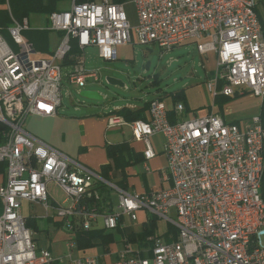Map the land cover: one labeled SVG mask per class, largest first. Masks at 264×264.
<instances>
[{
    "label": "built area",
    "instance_id": "built-area-1",
    "mask_svg": "<svg viewBox=\"0 0 264 264\" xmlns=\"http://www.w3.org/2000/svg\"><path fill=\"white\" fill-rule=\"evenodd\" d=\"M133 1L136 25L129 21L125 2L114 0H71L69 10L50 13L49 29L61 38L50 55L36 50L27 38L28 17L13 18L8 38L0 33V124L4 127L0 164L6 170L0 185V264L56 262L50 248L36 244L22 214L24 200L42 205L47 216L53 210L50 217L69 226L74 235L91 230L100 219L106 230H115L121 217L135 223L144 211L178 230L171 242L160 235L149 237L152 245L145 249L123 240L114 261L98 255L71 256L72 264H264L260 113L241 126L214 112L186 118L185 105L178 102L174 108L178 120L173 123L165 99L157 97L150 100L148 119L130 122L111 114L108 127L129 126L133 139L145 145V161L157 155L152 138L164 137L168 165L162 176L171 186L145 194L118 188L24 127L29 116L58 115L64 68H68L67 80L75 86L84 88L89 79L97 81L100 72L86 68L82 51L97 47L99 56L111 61L118 48L132 44L135 37L141 44L166 49L196 42L201 54L217 55L216 72L208 83L214 97L250 93L264 100V45L258 29V22H264V0ZM252 5L262 6L263 21L254 20ZM74 42L79 53L65 66ZM52 182L67 194L69 205L51 197ZM107 183L117 191L118 205H111V212L109 202L103 205L104 211L95 206L89 209L86 198L101 200L98 186Z\"/></svg>",
    "mask_w": 264,
    "mask_h": 264
},
{
    "label": "rangeland",
    "instance_id": "rangeland-1",
    "mask_svg": "<svg viewBox=\"0 0 264 264\" xmlns=\"http://www.w3.org/2000/svg\"><path fill=\"white\" fill-rule=\"evenodd\" d=\"M71 0H63L58 4V10H69ZM125 10L129 21L132 25L137 24V8L133 0L125 1ZM31 29H48L49 30V50L55 51L60 43V35L58 32L49 29V14L33 13L29 16ZM0 33L4 34L3 32ZM82 58H85L86 68L89 70H97L100 72V81L89 79L86 86H75L70 83L65 74L68 68H64V79L62 81V106L59 108L58 117L60 119L52 120L41 118L39 116H29L24 127L34 136L39 139L52 142L51 136L57 133L66 134V140L63 144L56 146L67 153L71 158L74 157L77 143L76 132V117H94L98 115L105 116L113 109L120 107L121 109L131 106H143L145 102L157 98L160 95L164 96L168 101L172 100V94L180 93L185 95L187 107L191 110L202 111L213 105L214 96L208 89V80L206 76L205 66L202 63V57L197 48V43L178 45L171 49L160 47L158 44H141L137 37L134 38L132 44L118 48L117 57L111 61H105L99 56L97 47H87L81 52ZM150 62L149 70L146 69V64ZM208 65V64H207ZM210 66L208 67L209 70ZM114 78L123 85H112L107 81V78ZM82 90L96 91L102 99H90L81 95ZM236 97V96H235ZM232 97L229 107V115L238 120L241 126H246L253 121V117L260 113L258 105L260 98L251 94ZM166 101V100H165ZM264 102V100H262ZM228 112V113H229ZM230 117V116H229ZM97 120L96 124L102 126V137L105 139L104 131L106 128L105 120L101 123ZM107 121V120H106ZM131 122V121H130ZM80 132V127L78 128ZM153 139L156 149H161V141L164 137L161 134L156 135ZM108 139H113L111 133L108 134ZM139 170H144L143 165H140ZM152 179V178H151ZM150 180V178H149ZM113 181V178L110 179ZM110 190V196L114 207L118 205L117 191L106 184ZM51 197L63 205H69L71 200L65 201L68 198L67 194L56 183L49 184ZM54 201L50 199V203ZM2 204L0 203V214L2 212ZM139 213L140 220L146 217L149 222L155 217L151 212ZM22 214L31 222V231L33 238L39 248H50L53 257L56 260L55 264H72L73 258L86 257L90 255L103 256L105 260L114 261L117 258L114 248H122L123 240L127 243H133L137 249L148 248L147 245H142L141 240L132 241L127 235L133 232L137 235L144 234L142 231L126 230V226L122 223L121 232L116 230L106 231V233H114V244L112 251H107L99 239L95 240L96 245L93 248L79 250L75 247L74 233L70 231L69 226L53 219V210L49 216L45 208L40 204H33L27 200L22 202ZM157 232L161 235L166 232L169 223L164 219L156 216ZM100 223V224H99ZM129 220L126 224H130ZM99 224V225H98ZM93 228H100L103 224L99 221ZM125 233V234H124ZM72 247H69L72 245ZM111 244V245H112ZM110 245V246H111ZM109 246V247H110ZM103 261V258L101 259Z\"/></svg>",
    "mask_w": 264,
    "mask_h": 264
},
{
    "label": "trees",
    "instance_id": "trees-1",
    "mask_svg": "<svg viewBox=\"0 0 264 264\" xmlns=\"http://www.w3.org/2000/svg\"><path fill=\"white\" fill-rule=\"evenodd\" d=\"M63 0H9V8L7 6L6 0H0V30L3 32L5 37L8 38L7 28L12 24L13 18L19 21H22L25 17H28L33 13H47L50 14L56 10H58V4ZM78 2H87V1H95V0H77ZM115 2H125L127 0H114ZM259 13H261V17H263V11L261 7L258 8ZM263 21V19H262ZM264 25V22H262ZM27 38L34 44L36 50L42 52V53H48L52 54L53 51L49 50V30L48 29H31L26 32ZM79 53L78 48L74 46L72 48V51L69 53V55L65 58L64 65L69 66L72 64V60H70L72 55H76ZM222 84L219 85V89H221ZM158 98L165 99L164 96L160 95ZM185 95L176 93L175 95L172 94V102L174 104L178 102H182L186 107L187 103L185 102ZM232 98L227 97L224 95H217L215 96V104L222 106L223 104L230 101ZM149 103L145 102L144 105L137 109V110H131L130 108H123L121 111H116L114 113H118L119 115L124 116L128 121H133L136 119H147L145 112L149 108ZM260 115L262 118L263 126H264V102L261 107ZM169 117L171 121L174 123L178 120L177 113L175 110H171L169 112ZM3 125L0 124V143L3 141L1 133L3 131ZM107 154L109 158V162L103 166V169L101 171V175L110 182V179L112 178L110 175L111 172H119L121 175V178L116 184L121 187L122 189H127V173L126 168L136 164V159L133 158L132 149L127 143H120V144H109L107 146ZM137 161V162H136ZM5 164H0V173H5ZM99 190H101L102 199L97 200L95 197L92 198H86L87 206L89 209L92 207H99L100 211H104V208L107 205V202L111 203L108 209L109 212L113 210L112 206V199L110 196V190H108L107 186L105 184H100L98 186ZM103 205H106L103 207ZM156 216L151 218V220L144 224L143 231L141 235H137L133 232L127 233L129 238L132 241H136L137 239L141 240L142 245H147L148 247L152 245L151 242H149L148 238L151 236H157V225H156ZM124 221V218L121 217L119 220V225L117 227L116 232L119 234H122L121 232V225ZM101 222V221H100ZM102 223V222H101ZM31 222L29 219H27V225L28 227H31ZM100 224V223H99ZM98 224V225H99ZM103 224V223H102ZM106 229L104 225H102L100 228H92L89 231L85 232H77L75 233L73 239L76 242V247L79 250L87 249V248H93L96 245L95 240L99 239L102 244H105V248L107 251L110 250V245L114 242L113 237L115 239L114 233L112 232L106 233ZM114 232V230H112ZM125 234V233H124ZM178 230L173 225L169 224L168 229L164 234L161 235V238H163L166 242H171L174 239L177 238ZM55 264V263H54Z\"/></svg>",
    "mask_w": 264,
    "mask_h": 264
},
{
    "label": "crops",
    "instance_id": "crops-1",
    "mask_svg": "<svg viewBox=\"0 0 264 264\" xmlns=\"http://www.w3.org/2000/svg\"><path fill=\"white\" fill-rule=\"evenodd\" d=\"M190 43H194V42H188V43H184L182 45L190 44ZM122 47H124V46H122ZM44 54L50 55L48 53H44ZM200 55L202 57L203 66H205L206 76H207L208 80H211L214 77L215 72H216L217 55L214 52H210L207 54H201L200 53ZM209 66H210V68L208 70ZM248 94H250V93H245V94L236 96L235 98L240 97V96L243 97V96L248 95ZM165 100H166V103H167L168 107L170 108V110H174L175 104L172 102V100L171 101H168L167 99H165ZM230 101H228L227 103L220 106V105L215 104V97H214L213 105L208 106L207 109L202 110V111H196V109L191 110L189 108V106L188 107L185 106V115L184 116L186 118H189V117H193L196 115H205V114H208L210 112H214V113H217L220 116H222L228 122H233V121L238 122L237 119H235V118H233V116L229 115L230 112L228 111L227 107H229ZM262 104H263V101L260 99L259 103H258V105L260 106V111H261ZM141 107L130 105L129 107H125V108H130L131 110H137ZM121 110L122 109L120 107H118L116 109H113L111 112L105 114V116L98 115V116H94V117H92V116H90V117L84 116V117H80V118L76 117L77 120L75 122V125H76L75 134L77 136V143H79V146L77 147V151L75 150L76 156L74 155V157H76V158L75 159L72 158V159H74L77 162L84 164V165L90 167L91 169L101 173L103 166L109 162V158H108V154H107V146L109 144L112 145V144L127 143L130 146V148L132 149L133 158L136 159L137 161H140V162L136 161L137 162L136 164L126 168V173H127L128 177L126 180L127 189L125 191L131 192V193L145 194V193H150L152 191L161 190V189H165L167 187H170L171 181L164 179V177L162 176V172L167 168V165H168V160H167V157H166L165 152H164V139H163V141H161L162 148L157 150L155 147V143L153 142V139L157 136L152 138L153 147H154L157 155L153 159L145 161L144 153H143L145 150V145L143 144V142L133 139L132 131H131V128L129 126L126 125V126H123L120 128H109L108 127L109 116L111 114H118V113H114V112L121 111ZM145 115L148 119V117H149L148 116V110H146ZM39 117H41V116H39ZM41 118H48V119H52V120L60 119V117H58V116L41 117ZM100 119H101V121H99L100 123L103 120H105V123L107 125L105 128V131H104V135H105L104 141H103V137H102V126L98 127V125L96 124L97 120H100ZM79 127L81 128L80 132L78 129ZM109 133H111V135L113 136V139H111V140L108 139V137H107ZM51 139H53V141L51 143L50 142L49 143L47 142V143L54 146L55 148L61 150L60 148H58L56 146V143L60 144V145L63 144V142L66 140V134L61 133L60 136H58L56 133L53 136H51ZM61 151L64 153L63 150H61ZM64 154H67V153H64ZM140 165H143L144 170L138 169ZM110 174H111L110 176L113 178V181H114V182H112V181H110V182L114 183L118 188L122 189L121 187H119L116 184V182H118L121 178L120 173L115 171V172H111ZM5 176H6V172L0 173V185L4 183ZM149 178H150V180H149ZM122 190H124V189H122ZM0 203H1V201H0ZM139 213L145 214V212H139ZM100 221H101V219H100ZM127 221H128V219L125 217L123 223H124V226H126L127 231H130V230L131 231L132 230L138 231L139 230L141 232L143 230L144 224L147 223L146 217H144L143 220H140V216L138 218V221L135 223L126 224ZM157 235L161 236V234L159 232ZM113 245L114 244H112L110 246L111 251L113 249L112 248ZM75 247H76V245H75ZM122 247H123V245H122ZM149 247H151V246H149ZM114 250L117 251V250H119V248H114ZM95 256H97V255H95Z\"/></svg>",
    "mask_w": 264,
    "mask_h": 264
},
{
    "label": "bare ground",
    "instance_id": "bare-ground-1",
    "mask_svg": "<svg viewBox=\"0 0 264 264\" xmlns=\"http://www.w3.org/2000/svg\"><path fill=\"white\" fill-rule=\"evenodd\" d=\"M259 7H261L262 9L261 5H252V16L254 20L256 21H262L263 19V17H261V13H259L260 11L258 10ZM258 29L262 33L261 44L264 45V25L262 22H258ZM263 69H264V62H263ZM100 79H101V76L97 75V81H100ZM258 161L259 163H264V143H260L259 150H258ZM260 194L264 195V185H260Z\"/></svg>",
    "mask_w": 264,
    "mask_h": 264
},
{
    "label": "water",
    "instance_id": "water-1",
    "mask_svg": "<svg viewBox=\"0 0 264 264\" xmlns=\"http://www.w3.org/2000/svg\"><path fill=\"white\" fill-rule=\"evenodd\" d=\"M150 67V62L146 64V69L149 70ZM107 81L112 84V85H123L122 82L114 79V78H107ZM81 95L90 99H102V96H100L96 91H91V90H82Z\"/></svg>",
    "mask_w": 264,
    "mask_h": 264
}]
</instances>
